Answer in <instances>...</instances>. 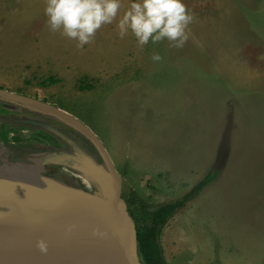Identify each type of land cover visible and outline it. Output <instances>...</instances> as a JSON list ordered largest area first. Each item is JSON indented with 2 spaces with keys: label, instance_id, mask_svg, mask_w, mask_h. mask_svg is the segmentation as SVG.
Listing matches in <instances>:
<instances>
[{
  "label": "rangeland",
  "instance_id": "rangeland-1",
  "mask_svg": "<svg viewBox=\"0 0 264 264\" xmlns=\"http://www.w3.org/2000/svg\"><path fill=\"white\" fill-rule=\"evenodd\" d=\"M128 3L78 48L48 29L45 0H0V88L32 99L0 100V142L24 153L78 147L102 163L94 140L48 105L77 118L119 172L134 228L207 175L158 234L167 264H264V0H184L193 19L182 47L120 37ZM49 76L55 81L41 85ZM17 110L74 144L14 121Z\"/></svg>",
  "mask_w": 264,
  "mask_h": 264
},
{
  "label": "water",
  "instance_id": "water-1",
  "mask_svg": "<svg viewBox=\"0 0 264 264\" xmlns=\"http://www.w3.org/2000/svg\"><path fill=\"white\" fill-rule=\"evenodd\" d=\"M0 100L17 103L32 101L28 96L3 88H0ZM40 103L45 104L43 102ZM48 107L61 118L67 119L76 125L94 142L97 141L99 143L101 150L99 152L103 158L102 163H96L91 160L78 147H75V149L79 151L81 158H77L73 153L65 151H53L50 149H45L44 151L60 154L71 159V161H80L83 166L91 170L97 184L107 198L103 206L104 216L100 229L109 247L103 246L89 232L79 230L63 219L41 211L35 202L4 192L0 186L1 200L10 202L21 209L27 216L53 226L58 232L69 235L73 240V246H69L61 240L25 224L0 220V264H140L137 254L135 228L121 195V176L114 168L107 151L95 134L77 118L53 105H48ZM12 119L43 127L57 136H62L67 142L74 144L71 138L67 137L48 121L29 117ZM106 163H108V166H105ZM47 177H42L41 183L47 184L51 189H55L54 186L49 184ZM57 192L61 193L59 190ZM39 239L46 241V251H41L37 247L36 242Z\"/></svg>",
  "mask_w": 264,
  "mask_h": 264
},
{
  "label": "bare ground",
  "instance_id": "bare-ground-1",
  "mask_svg": "<svg viewBox=\"0 0 264 264\" xmlns=\"http://www.w3.org/2000/svg\"><path fill=\"white\" fill-rule=\"evenodd\" d=\"M95 144L100 150L99 143L96 141ZM73 155L81 158L76 149ZM70 164L76 169L75 176L64 172ZM52 165L61 166L62 169L55 171L54 177H47L49 166ZM105 166H108V163ZM45 176L55 189L41 183V178ZM0 186L4 192L35 202L41 211L57 216L79 230L89 232L103 246L109 247L100 229L104 216L103 206L107 198L91 170L80 161H71L54 152L15 151L0 142ZM22 215L26 214L21 209L0 199V220L16 223V217ZM23 224L73 246L69 235L58 232L51 225L29 216Z\"/></svg>",
  "mask_w": 264,
  "mask_h": 264
},
{
  "label": "clouds",
  "instance_id": "clouds-1",
  "mask_svg": "<svg viewBox=\"0 0 264 264\" xmlns=\"http://www.w3.org/2000/svg\"><path fill=\"white\" fill-rule=\"evenodd\" d=\"M120 6V0H45L43 12L48 29L74 40L79 48L93 39L101 25L112 23ZM192 19L184 0H129L117 21L118 35L131 32L139 46L167 39L170 46L182 47ZM151 59L161 60L160 53L153 51ZM36 243L46 251V241Z\"/></svg>",
  "mask_w": 264,
  "mask_h": 264
},
{
  "label": "trees",
  "instance_id": "trees-1",
  "mask_svg": "<svg viewBox=\"0 0 264 264\" xmlns=\"http://www.w3.org/2000/svg\"><path fill=\"white\" fill-rule=\"evenodd\" d=\"M53 81H55V79L52 76H49L45 80H42L41 85H45L46 83ZM80 87L91 88L92 86L88 84L85 86L81 85ZM20 113L25 114L23 111ZM207 179L208 176L206 175L180 199L158 205L151 212L148 218L139 217L134 219L136 223L135 233L137 254L140 264H167L158 244V234L167 219L171 217L177 209L181 208L187 201L193 198L205 185Z\"/></svg>",
  "mask_w": 264,
  "mask_h": 264
},
{
  "label": "flooded vegetation",
  "instance_id": "flooded-vegetation-1",
  "mask_svg": "<svg viewBox=\"0 0 264 264\" xmlns=\"http://www.w3.org/2000/svg\"><path fill=\"white\" fill-rule=\"evenodd\" d=\"M17 111L19 112V113L16 114L17 116L22 115V114L20 113L21 110H20V111L17 110ZM23 112H24L25 114H23L22 117H24V118L27 117L28 115L26 114V112H25V111H23ZM13 115H14V114H13ZM15 119H17V118H15Z\"/></svg>",
  "mask_w": 264,
  "mask_h": 264
}]
</instances>
